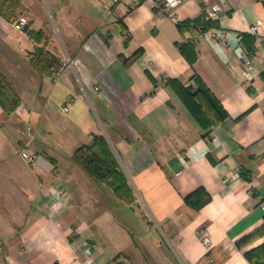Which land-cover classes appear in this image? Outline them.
Masks as SVG:
<instances>
[{
  "label": "crops",
  "instance_id": "obj_1",
  "mask_svg": "<svg viewBox=\"0 0 264 264\" xmlns=\"http://www.w3.org/2000/svg\"><path fill=\"white\" fill-rule=\"evenodd\" d=\"M20 2L0 15V72L21 98L11 113L0 105V264H250L245 252L264 242V0ZM213 4L221 11L207 19ZM18 15L40 40L13 27ZM196 19L212 25L192 31ZM211 28L232 40L212 44ZM235 42L253 58L248 74ZM37 46L59 69L37 70ZM168 79L198 92L208 128ZM100 134L132 202L71 159ZM198 188L210 199L195 207L186 196Z\"/></svg>",
  "mask_w": 264,
  "mask_h": 264
},
{
  "label": "trees",
  "instance_id": "obj_2",
  "mask_svg": "<svg viewBox=\"0 0 264 264\" xmlns=\"http://www.w3.org/2000/svg\"><path fill=\"white\" fill-rule=\"evenodd\" d=\"M21 7L22 4L20 0H5L0 6V15L6 19H11L13 16L17 15ZM199 24L208 27L212 25L209 20L204 19H196L193 22H187L186 25L190 30L195 31ZM26 31L36 40H40L43 36L42 30L35 31L26 28ZM180 50L191 64L196 61L197 55L192 43L180 44ZM31 54V62L41 73L49 74L51 73V69H59L61 66L59 58L43 46H37ZM167 83L178 92L190 112L201 125L208 128L210 119L196 99L198 92H191L187 87V89H185L177 79H168ZM202 89L205 90V88ZM207 94L209 96L211 95L208 89ZM20 102L21 98L15 87L11 81L0 72V105L5 112L11 113L19 106ZM207 134L208 131H206L205 135ZM71 159L84 170L92 182L96 184L104 183L110 187L116 196L127 202L134 201V192L129 180L104 135L100 134L94 136L92 142L78 148L73 153ZM209 199V194L203 188H198L190 195L186 196L187 202L195 207L201 206ZM245 256L250 264H264V242L246 251Z\"/></svg>",
  "mask_w": 264,
  "mask_h": 264
},
{
  "label": "built area",
  "instance_id": "obj_3",
  "mask_svg": "<svg viewBox=\"0 0 264 264\" xmlns=\"http://www.w3.org/2000/svg\"><path fill=\"white\" fill-rule=\"evenodd\" d=\"M114 2H118L120 0H113ZM140 1V0H139ZM184 0H160L162 3V7L165 10L175 8L180 3H182ZM221 11V7L218 4H213L210 7L207 8V19H216ZM29 24V21L27 17L24 15L16 16L13 21L12 25L15 29H18L20 31H24L27 28V25ZM261 25V20H257L256 23L251 27L252 32H257L259 30V27ZM205 36L207 39L211 40V43L214 45L224 44L227 43V41L232 40L231 33L225 29L221 28H211L210 31H208ZM235 48H237L240 52V56L244 61V64L246 66L247 74L249 71L253 68V58L251 55H249L238 43L235 42L234 44ZM54 78H58V72L54 71ZM70 108V101L66 102L62 109L64 111H68ZM21 156L29 163H32L37 160L36 154H31L25 149L21 151ZM202 241L205 243V245L210 246L211 245V238L207 234H203Z\"/></svg>",
  "mask_w": 264,
  "mask_h": 264
},
{
  "label": "rangeland",
  "instance_id": "obj_4",
  "mask_svg": "<svg viewBox=\"0 0 264 264\" xmlns=\"http://www.w3.org/2000/svg\"><path fill=\"white\" fill-rule=\"evenodd\" d=\"M19 16V15H18ZM160 249L163 250L164 255H166L168 257V259H175V257L171 254V251L168 250V248L166 246H162ZM154 257V256H153ZM158 262V261H157ZM157 264H160V262H158Z\"/></svg>",
  "mask_w": 264,
  "mask_h": 264
}]
</instances>
